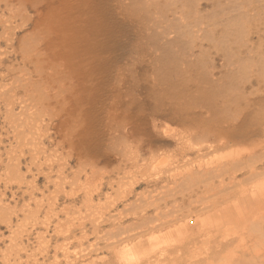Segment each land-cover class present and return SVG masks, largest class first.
<instances>
[{
  "label": "bare ground",
  "instance_id": "1",
  "mask_svg": "<svg viewBox=\"0 0 264 264\" xmlns=\"http://www.w3.org/2000/svg\"><path fill=\"white\" fill-rule=\"evenodd\" d=\"M0 13L8 43L20 33L12 117L23 139L53 109H76L89 213L105 216L112 196L134 198L123 205L132 212L155 209L136 236H107L114 258L92 264H264V0H0ZM101 162L118 165L116 193L92 205ZM137 182L159 185L132 194Z\"/></svg>",
  "mask_w": 264,
  "mask_h": 264
},
{
  "label": "rangeland",
  "instance_id": "2",
  "mask_svg": "<svg viewBox=\"0 0 264 264\" xmlns=\"http://www.w3.org/2000/svg\"><path fill=\"white\" fill-rule=\"evenodd\" d=\"M5 31H6L5 28H2V25L0 23V38H1L0 39V53H1L0 54V95H1L0 98L1 97L3 98V99L2 98L0 99V160H1L0 161V175H1L0 176V264H12V263L13 264H48L49 262H50L49 264H56V262H58L57 264H67L70 261H72L73 263L75 262L74 264H80L81 261H85L84 263L89 262L90 264H92V260L95 263L96 262L98 263V262L105 261L107 259H112L114 258L113 252L110 253V250L112 251V249L106 246L108 243V240L109 241H117L118 239L121 240V238L126 236V234L131 235V236L132 235L136 236L137 233L141 231V229L143 231L146 227H148V226L145 227L143 223H140V222H144L146 216L148 217H146L145 222L150 220L151 217H153L155 209L154 207L149 206L150 210H148L149 209L148 207L146 211L144 212L140 210H136V211L134 210L132 212V210L130 211V209H126L125 207L127 206L126 203L130 204L131 201H133L132 199L134 198L132 199L130 198L129 200L124 201V199H121L120 197L112 196L113 198L110 197L108 199L107 195H109L110 192H111V195L116 193L115 191L116 185L113 184L114 182H112V179H115V177L117 176V174H115L116 173L115 169L118 168V165L116 164L115 165L114 164L104 165V162H101V163H98L97 166L95 167L93 166V168L97 170L98 172L97 174L99 173L100 174L99 176L96 177V179L93 177V180L95 179L96 181H93V180L91 181L101 182V183L99 184V188L97 186L98 183H96L98 190L97 188L93 187L95 185L92 186V184L94 183L90 184L92 186L91 188L92 189L94 188L93 192L91 193V196H93V198H91L92 199L91 203H93L92 205H96L102 201V203L104 204V202L105 203L107 202L105 201L107 199L112 200L113 202L108 201L109 205L105 207L106 209L104 208V210L106 211L105 216L101 217L100 214H95L96 212L94 213V211L93 213H89V212H92L93 209L83 205L84 202H81V201H84V199H86L85 195L83 196V194H86L85 189L87 188V186L83 185L82 186L83 190L82 188L80 190L81 185L79 183L80 182L79 180H82L80 179V151H79L80 150V146H79L80 132L78 133V130H80L78 129L80 128V120H79L80 117L78 115L79 111L77 112L76 109H74L72 113L71 108L69 109L68 107H66L65 111H63L65 112V114L62 113L63 115L62 118H60L61 112L59 113V117L54 116L57 109H60V108H56V110L53 109L54 114L52 116L51 121L50 119L47 120L48 118H45L46 121L41 122V125H39L40 129L37 127H34V130L37 131L38 129L39 132L31 131L33 130V127L32 129H30L32 133L36 132V134L33 133L34 134L33 138H32L33 135L31 132H29V130L25 131V132H29L28 136L25 135L26 137H29L31 133L32 136L29 137L31 139V142L32 140L37 142L35 145L37 149L39 147H43L42 151H40L41 150L40 148V150H37L39 152L34 151L33 153L34 156H31L32 154H30V152L32 153L34 149L36 150V147L34 148V146L30 144L31 142L28 143L26 141L27 138L25 137H24L25 144L26 145L28 144V145L26 146L22 142L24 140L23 134L19 133L21 129L20 127L16 128L18 124H16L17 122L15 120L14 121L16 123H14L13 119L15 118L12 117V115L15 114L14 112L16 113L18 112L19 108H18L17 100H18V97L22 95L23 93L22 89L18 87L19 82H18L17 77L19 78L20 73H18V70H16V73H15V69H14L16 68V66L17 68H19L18 67L19 57L15 51L17 49V42H18L17 38L20 37V33L17 34L15 30L14 36H15L16 41L11 38L13 41L10 39L12 42L10 41L11 43H8L9 40L7 41L6 38L4 37L5 35L2 34ZM27 31L29 32V29L25 30V33H27ZM251 38L253 40H257V38L255 37V34L253 33L251 34ZM8 44L11 45L12 47L9 46ZM13 48H14V53H13V50H11ZM8 66L11 68H9ZM14 75L16 78L15 77L13 78ZM11 86L13 87L12 89L8 88ZM10 94L13 99L11 98ZM6 95L10 96L9 97L10 100L12 99L11 102H8L9 98ZM6 104L7 105L13 104V105H11L12 106L11 107V106H7ZM5 105L6 107H11L12 109L6 108ZM7 109L10 110V112L7 111ZM9 114H11V116H9ZM7 116L8 118H6ZM75 116L79 119L76 120ZM12 123L14 126L12 125ZM77 123L79 124V126ZM75 124H76V127L74 129V127L72 128L71 126H75ZM46 125L47 127H45ZM70 130H73V132H71ZM20 134L22 135V138H21L23 139L22 141L21 140L18 141L19 140L18 135ZM63 134L67 135L68 137L64 136ZM35 137L37 140H35ZM35 142H32V144L33 143L35 144ZM60 144H61V147H60ZM30 145L33 146L34 149L31 148L32 150L29 152V149L31 147ZM136 152L139 154V158L140 157L144 158L145 156H149L148 152L145 153L146 150H143V149H141V152L140 150L139 151L137 150ZM133 154H136V153H133ZM45 155H48L50 158ZM62 156L63 158H61ZM46 159H48L49 162L46 161ZM50 163H52L53 165L52 164L49 165ZM59 165L60 167L61 165H64L65 167L62 166L64 168H60ZM157 165L160 166V164H157ZM120 168H119V171H122L123 169H120ZM8 171L11 174H9ZM59 171L62 175L59 173ZM14 172L16 173L14 174ZM16 175L19 178H17ZM58 176L61 177V179ZM82 178H83V175H82ZM110 182L112 183V185H114V187L110 186L111 184ZM90 185L88 186L89 188H90ZM135 185L137 186L134 187L135 191H133L132 194L137 193V192H142L148 189L153 190L159 184L157 183L156 186H154L152 185V183L149 185H145L144 182L143 184H139L137 182ZM235 191L236 189L234 191L232 190L231 194L234 193ZM105 193H106V196H105L106 198L104 197ZM96 194L98 197L96 196ZM134 196L135 195H132V197ZM177 200L175 202V205L176 206L178 205L177 208L179 206L187 205L186 198L178 197ZM197 205L193 203L192 208L190 209H196L195 206ZM2 207L3 208L5 207L6 209L4 208L5 209L4 210ZM79 207H80V210L78 209ZM1 208L3 209L2 211H1ZM7 208L9 209V211L7 210ZM77 209L79 210V212ZM190 209L189 211L184 210L185 212L184 211L182 212V214H184L182 218L187 217V215L185 216V214L191 215ZM84 211L86 212V214H82V213H85ZM137 211L140 212V214ZM47 212L50 214H47ZM127 213H129L130 216ZM117 214H120V216H122V217L120 216L117 217L118 221L115 218ZM122 214H124L125 216ZM150 214H151V217H150ZM190 215L186 218L185 221L183 220L182 222H186L188 226L192 227L194 225L193 220H192L193 216H190ZM106 216H108L109 218L107 219ZM149 217L150 219H148ZM190 217L191 219H189ZM143 218L144 220H142ZM115 219L117 222L113 221ZM163 219L165 221L168 218L166 217ZM92 223L94 224V226ZM112 223H114V225H112ZM172 223H175V222L170 223L169 221H167V224H164L165 227H162V228L163 229L169 228L172 226ZM125 224H129V225H125ZM155 224L157 225L158 223H155ZM187 225H186V228L188 229ZM123 226L124 227L129 226L128 228L125 227L126 230L128 229V231H125L126 233H124V231L120 228ZM162 228H157L155 229L154 232L155 233L157 232L160 235L162 233ZM133 231L135 232L133 233ZM108 232L110 233L112 232V233L109 234ZM145 234L147 235L144 236L145 238L143 239V241L147 240L146 238H149V233H145ZM107 236H110L112 238L115 237L116 239L113 238L112 240V238L109 239L108 237V240H107ZM12 240H14L15 242L13 243ZM91 243H94V244L90 246ZM83 254L84 256H82ZM89 260H91V262ZM66 261L67 263H65Z\"/></svg>",
  "mask_w": 264,
  "mask_h": 264
}]
</instances>
